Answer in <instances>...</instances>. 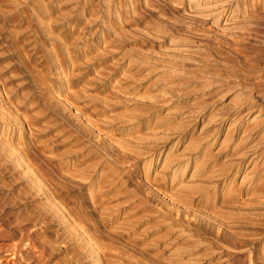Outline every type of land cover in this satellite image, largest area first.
I'll list each match as a JSON object with an SVG mask.
<instances>
[{
  "label": "rangeland",
  "instance_id": "374dc122",
  "mask_svg": "<svg viewBox=\"0 0 264 264\" xmlns=\"http://www.w3.org/2000/svg\"><path fill=\"white\" fill-rule=\"evenodd\" d=\"M0 264H264V0H0Z\"/></svg>",
  "mask_w": 264,
  "mask_h": 264
}]
</instances>
